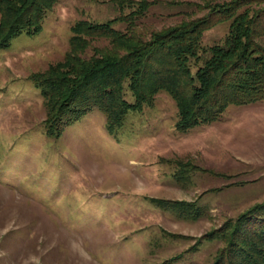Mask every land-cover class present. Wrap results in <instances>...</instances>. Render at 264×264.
I'll list each match as a JSON object with an SVG mask.
<instances>
[{
    "label": "rangeland",
    "instance_id": "obj_1",
    "mask_svg": "<svg viewBox=\"0 0 264 264\" xmlns=\"http://www.w3.org/2000/svg\"><path fill=\"white\" fill-rule=\"evenodd\" d=\"M133 1L58 0L39 32L0 48V264H214L229 239L207 236L264 203V100L182 132L176 100L159 91L114 132L98 109L47 132L31 77L64 63L79 21L126 30ZM149 1L135 27L145 39L229 0ZM229 25L207 28L203 45L222 43ZM256 40L264 46V33ZM109 41L95 36L78 55Z\"/></svg>",
    "mask_w": 264,
    "mask_h": 264
},
{
    "label": "trees",
    "instance_id": "obj_2",
    "mask_svg": "<svg viewBox=\"0 0 264 264\" xmlns=\"http://www.w3.org/2000/svg\"><path fill=\"white\" fill-rule=\"evenodd\" d=\"M114 1L131 6L129 0ZM57 2L0 0V48L8 47L23 32H39ZM133 3L137 7L126 16V30L116 29L114 20L79 21L72 27V52L64 63L47 75L31 77L46 99L49 134L94 109L106 115L107 128L114 132L130 111L152 104L159 91H167L176 100L177 128L182 132L219 120L230 105L264 100V46L256 40L264 33V6L244 9L264 0L210 3L206 15L152 33L148 39L141 38L135 27L152 2ZM222 21L230 22L222 43L203 45L204 31ZM95 36L107 37L111 48L90 58L78 55L77 47L86 46ZM126 90L134 96L133 102L127 100ZM207 238L229 239L214 264H264V203L255 204Z\"/></svg>",
    "mask_w": 264,
    "mask_h": 264
}]
</instances>
